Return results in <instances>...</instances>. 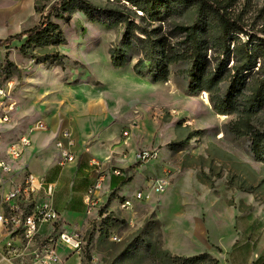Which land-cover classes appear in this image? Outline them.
Masks as SVG:
<instances>
[{
    "label": "rangeland",
    "instance_id": "obj_1",
    "mask_svg": "<svg viewBox=\"0 0 264 264\" xmlns=\"http://www.w3.org/2000/svg\"><path fill=\"white\" fill-rule=\"evenodd\" d=\"M58 1L0 0V38L35 27ZM86 1L94 8L95 21H89L78 9L72 10L68 20L51 18L65 43L31 47L28 51L34 57L19 52L25 37L12 40L7 47L0 46V87L9 90L5 104H13L8 122L0 124L3 141L15 139L38 118L45 119L51 129L88 120L96 124H91L94 134L87 143L96 141L102 130L101 139L117 137L123 148L121 153L112 154L114 161L92 165L102 177L96 210L72 225L59 218L51 234L58 230L77 232L81 264H175L172 255L190 256L187 254L196 249L178 229L180 221L175 213L187 216L193 212L198 220H209L210 237L223 248L211 246L219 256L218 264H245L258 254V264H264V162L252 158L246 136L235 137L228 131V123L236 114H216L205 91L188 94L187 65L183 61L169 64L167 80L158 83H150L133 71L137 59L145 58L141 48L128 49L130 61L124 67L116 69L110 64L109 50L119 42L124 25L116 23L106 28L104 21L128 18L136 26L135 34L142 37L139 29H143L150 40H161L153 59L143 60L140 68L147 72L163 60L161 51L169 55L188 48L186 32L179 27L193 23L194 8L187 4L152 20L140 18L141 11L128 0ZM227 12L238 17L245 32L262 39L257 43L264 45V0H234ZM215 34L214 21L205 35L209 38ZM238 37L247 39L243 32ZM232 49L231 43L224 54L209 41L204 51L205 71L223 63L218 84L221 93L234 76L236 57ZM46 54L54 57L39 62ZM7 62L14 63L18 70L6 69ZM262 62L257 59L255 67L243 72L238 88L240 102L251 98L261 84ZM95 117L102 118L99 124ZM251 123L255 129L264 130V90ZM123 130L129 131L128 137L121 134ZM133 148H153L158 154L150 161L133 162ZM115 169L130 180L121 188L110 189L107 184ZM163 174L169 181L163 192L132 199L138 190L148 193L151 183ZM194 191L199 201L192 198ZM161 194L164 198L159 201ZM188 196L192 201H179ZM124 199L131 202L122 208ZM227 211L239 216L235 227L234 223L227 224L221 234L213 215ZM47 230L44 238H35L42 247H48ZM113 235L119 240H111ZM164 235L171 252L163 244Z\"/></svg>",
    "mask_w": 264,
    "mask_h": 264
},
{
    "label": "trees",
    "instance_id": "obj_2",
    "mask_svg": "<svg viewBox=\"0 0 264 264\" xmlns=\"http://www.w3.org/2000/svg\"><path fill=\"white\" fill-rule=\"evenodd\" d=\"M135 8L141 11L140 18L146 16L149 19H161L167 14L177 12L179 7L191 5L194 8V20L190 26H180L179 28L186 32V40L188 48L180 51H174L165 55L161 51L160 55L163 60H157L158 64L154 69L147 72L140 68L144 59H153L157 53V49L162 45L161 40H150L149 34L139 29L142 37L135 34L136 26L128 18L104 21L106 28L113 27L116 23L124 25L123 33L119 42L109 50L110 64L113 68H122L130 61L128 49L131 46L141 48L143 57L138 58L133 65L135 75L145 78L150 83L165 82L167 80L169 70L168 65L183 61L186 63V92L195 94L200 91L208 93V100L211 109L219 115L236 114V118L228 123V131L235 137L246 136L250 141V153L254 160L264 162V130L260 131L253 127L252 118L255 115L256 108L259 105L262 92L264 90V45L263 41L253 34H247L238 17H231L228 8L234 0H128ZM73 9L80 10L89 21H95L93 6L86 0H59L45 13L39 24L33 28H29L10 35L6 38H0V46H9L12 40H21L24 38L19 52L24 57H30L32 54L28 51L31 47H44L48 45L62 44L65 40L59 30L57 24L52 22L51 18L68 20L71 17ZM216 23V34L212 37L205 35L208 27L212 22ZM264 32V29H262ZM243 32L247 39L241 41L238 33ZM211 41L217 45L221 52L226 54L229 52V44H233V52L236 57V65L233 79L221 93L218 90V84L221 81L220 72L223 63H221L213 71H205L204 51L208 42ZM34 57V56H32ZM54 55L46 54L39 62H44ZM187 57V58H185ZM257 59H262L261 84L252 92L251 98H247L245 103L239 101L238 88L243 79V72L256 66ZM6 69L11 72L17 71V67L12 62H7ZM121 178V181L115 178ZM129 178L125 175L111 174L109 178V188L116 189L120 185L127 183ZM175 264H217L218 261L207 252L197 255L180 256L172 255Z\"/></svg>",
    "mask_w": 264,
    "mask_h": 264
},
{
    "label": "crops",
    "instance_id": "obj_3",
    "mask_svg": "<svg viewBox=\"0 0 264 264\" xmlns=\"http://www.w3.org/2000/svg\"><path fill=\"white\" fill-rule=\"evenodd\" d=\"M94 119H96L97 124H99L102 118L95 117ZM46 123L48 125L47 131L33 132L30 134L32 144L20 159L13 161L5 158L11 165V170L13 171L6 174L0 173V195L2 191L6 190L12 183L11 181L20 180L21 173H14V170L23 165L26 171L32 172L38 176H44L47 180L55 181L57 183V190L54 196V207L59 213V218L62 217L63 221L72 225L74 224V220L79 222L83 217L84 205L82 203V195L87 187L94 182L97 176L91 164V158H95L97 160L99 159V161L104 164L109 163L114 161V156L112 154L121 153L123 148L117 137L109 141L101 139L100 133L102 130L98 131L99 138H97L96 141L87 143L88 139L94 134L91 127H94V125L91 124H96L93 122L89 124L88 120H78L74 124H70V126L67 127L53 126L52 129L47 121ZM63 128L70 129L75 138V160L73 162L65 163L64 165H59L58 151L54 146V137ZM0 132H2V130H0ZM2 143L1 149L5 147L8 141H3L2 139ZM134 148H136V146ZM134 148L131 150L134 151ZM1 156H3L2 152H0V157ZM116 159H119V157H116ZM107 186L109 187V182ZM117 188L121 187L119 186ZM193 195L194 196L192 198L199 201L200 197L195 191L193 192ZM163 198L164 195L161 194L158 199L161 201ZM185 199L189 200L190 197H185L184 199L183 197H180L179 201L185 203ZM207 199H209V196ZM182 205L184 204H181V206ZM175 215L177 220L180 221V227L177 225L178 229H182L184 232H182V234L189 238V240L186 241L196 248L195 251H192L187 255H197L207 250V252L218 261L219 256L214 254L215 251H213L214 249H211L213 248L211 246H220L210 237V230L207 227V221L209 220L203 221L201 218L198 220L193 212H188L187 216H182L177 212ZM238 216V214L230 213L228 211L226 213L217 212L213 215L217 230L221 233V228L227 224L231 225L234 223L233 227H235ZM62 225L65 227L64 222ZM66 227L71 229L70 225H67ZM47 228L48 226H43L35 238H44V232H46ZM235 235L236 234L234 233L233 238H235ZM165 237L166 235H164L163 244L165 248L170 251ZM35 238L33 240L26 241L18 234H9L8 231L0 226V264H48L46 257L44 256V249L40 246V243H37ZM236 242L237 239H235L231 244L229 254L232 253ZM61 245L63 247L59 248V246H57L55 248V252L62 264H81L77 251H72L69 247L63 244ZM61 251H65L66 254H62ZM258 255L249 259L245 264L260 263V256Z\"/></svg>",
    "mask_w": 264,
    "mask_h": 264
},
{
    "label": "built area",
    "instance_id": "obj_4",
    "mask_svg": "<svg viewBox=\"0 0 264 264\" xmlns=\"http://www.w3.org/2000/svg\"><path fill=\"white\" fill-rule=\"evenodd\" d=\"M8 85H10V82ZM8 97L9 90L0 87V124L8 122L10 113L13 110V104H5ZM47 130L48 125L45 120L41 118L35 119L22 133L9 141L2 149V134L0 132V152L3 153V156L0 157V173L6 174L13 171L6 159L16 161L23 156L32 144L30 139L31 133L45 132ZM122 135L128 137L129 131L123 130ZM54 146L58 151L59 165H64L75 160V138L70 129L63 128L56 134ZM157 154L156 149L142 148L134 150L131 159L133 162H146L155 159ZM91 164L99 165V160L91 158ZM14 173H21V178L18 181H11L12 183L0 195V226L8 231L9 234H18L26 241L33 240L43 226H48V247L47 245L43 247L44 256L48 264H62L55 252V248L63 244L72 251H78L81 238L77 232L72 230L68 233L58 230L54 235L51 234L54 231L53 223L59 219V213L54 207L57 183L47 180L44 176H38L26 171L23 165L14 170ZM111 174L124 175L119 169L113 170ZM101 182L102 177L97 174L94 182L87 187L82 195L84 214L86 216H89L96 210L98 203L96 192L100 188ZM168 182V177L163 174L151 183L148 193L144 194L138 190L134 192L132 199L140 200L151 193L159 194L166 189ZM130 202L131 199H124L120 203V206L125 208L129 206ZM111 240L118 241L119 238L113 235L111 236Z\"/></svg>",
    "mask_w": 264,
    "mask_h": 264
}]
</instances>
